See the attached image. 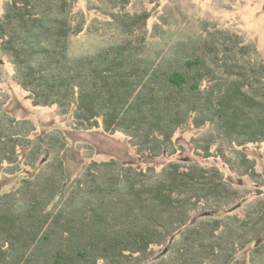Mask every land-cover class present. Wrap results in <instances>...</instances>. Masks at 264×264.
Instances as JSON below:
<instances>
[{"label": "trees", "instance_id": "trees-1", "mask_svg": "<svg viewBox=\"0 0 264 264\" xmlns=\"http://www.w3.org/2000/svg\"><path fill=\"white\" fill-rule=\"evenodd\" d=\"M75 2L12 0L0 17V48L35 106H57L76 129L122 131L143 156L176 152L173 138L190 120L213 126L224 158V143L264 142V59L241 34L214 25L200 39L157 47L140 31L150 15L122 12L113 23L125 41L73 56L69 39L86 24L84 15L71 19ZM217 135L205 140L206 150ZM19 138L1 139L0 164L11 153L18 159ZM47 144L36 149L50 153ZM241 154L240 167L251 173ZM237 194L217 170L176 162L157 174L92 161L69 182L56 157L0 195V264H232L250 242L262 243L253 264H264V228L249 217H214ZM199 208L212 218L203 213L195 222ZM155 246L162 252L153 257Z\"/></svg>", "mask_w": 264, "mask_h": 264}, {"label": "rangeland", "instance_id": "rangeland-1", "mask_svg": "<svg viewBox=\"0 0 264 264\" xmlns=\"http://www.w3.org/2000/svg\"><path fill=\"white\" fill-rule=\"evenodd\" d=\"M11 1L0 0V17ZM70 11L74 21L81 15L86 17L85 30L69 39V52L73 56L89 54L101 47L125 41L127 35L113 21L114 15L126 12L130 15H150L140 31L145 36L148 34V39L157 47H161L165 41L189 36L200 39L206 35L207 27L216 25L220 29L241 34L247 43L256 46L264 59V0H130L125 6L120 4V0H76ZM15 72L11 56L0 48V138L8 140L12 134L21 136V145L17 148L18 159L13 162L15 156L11 153V158L0 164V195L17 189L23 178L38 174L60 156L69 182L81 176L92 161L116 160L157 174L172 162L183 166L195 164L220 172L228 186L238 193V197L214 217L226 218L228 214L241 219L249 217L253 223L257 222L264 228V142L236 148L224 143L223 150L227 155L224 158L219 152L223 144L219 142L220 137L213 126L197 128L190 120L187 127L180 128L173 138L176 152H165L157 157L143 156L138 154L122 131L111 133L102 126L89 130L76 129L72 118L61 115L57 106H35L29 92L15 80ZM211 134L218 136V142L215 141L206 150L205 140ZM27 135L33 145L24 140ZM61 137V142L55 141ZM1 139L0 153L4 151ZM43 140L52 144H47L50 153L36 149L38 142ZM62 144L63 148L58 153ZM241 153L249 160L251 173H246L245 166L240 167L243 161L236 158ZM228 157L238 162L233 166L227 161ZM253 209L254 212L251 211ZM209 210L199 208V212L193 214L194 221H197L199 214L211 213ZM205 217L212 218L211 214L202 216ZM259 245L262 243L247 244L232 264H253ZM154 250L153 257H156L162 252V247L155 246ZM261 261L264 262V257Z\"/></svg>", "mask_w": 264, "mask_h": 264}, {"label": "water", "instance_id": "water-1", "mask_svg": "<svg viewBox=\"0 0 264 264\" xmlns=\"http://www.w3.org/2000/svg\"><path fill=\"white\" fill-rule=\"evenodd\" d=\"M209 214H211V213H206L205 215H209Z\"/></svg>", "mask_w": 264, "mask_h": 264}]
</instances>
